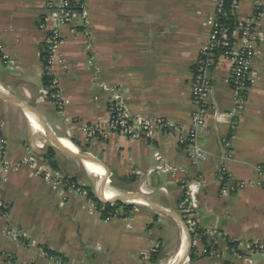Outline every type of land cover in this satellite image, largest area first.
Returning a JSON list of instances; mask_svg holds the SVG:
<instances>
[{
  "label": "crops",
  "instance_id": "0c3cea01",
  "mask_svg": "<svg viewBox=\"0 0 264 264\" xmlns=\"http://www.w3.org/2000/svg\"><path fill=\"white\" fill-rule=\"evenodd\" d=\"M75 1L84 5L87 21L62 27L65 42L50 65L69 100L60 109L42 80L46 0H0V56H7L0 62V89L33 105L63 145L92 158L87 161L90 175L83 160L54 147L59 169L51 168L44 158L47 148L36 135L45 134L37 115L0 97V264L168 263L184 247L188 220L205 231L207 242L200 235L191 237L180 264H264V253L252 250L264 243V175L257 171L264 165V0L247 103L235 128L228 117L234 108L231 63L219 58L208 71V132L199 134L206 155L197 163L176 131L156 127L147 139L110 131V93L102 84L121 89L132 114L168 119L187 134L195 108L192 74L209 38L216 2ZM255 12L256 0L236 1L240 24ZM86 123L101 124L105 135L90 137ZM225 149L232 153L225 163L228 173L235 183L245 182L236 191L222 192L218 180ZM67 158L80 160L86 172ZM39 169L51 173L52 180ZM91 176L116 197L148 202L126 201L134 204L127 216L104 219L84 191L65 181L76 178L80 185H91Z\"/></svg>",
  "mask_w": 264,
  "mask_h": 264
},
{
  "label": "built area",
  "instance_id": "2783aa9c",
  "mask_svg": "<svg viewBox=\"0 0 264 264\" xmlns=\"http://www.w3.org/2000/svg\"><path fill=\"white\" fill-rule=\"evenodd\" d=\"M216 2V16L209 21L211 31L206 43L202 46L198 59L194 65L192 74V98L195 108L191 116V126L187 134L182 133L173 121L159 117L157 119H148L142 115H134L130 112L121 89L102 84V87L110 93L108 102V127L110 131L119 133L131 139H147L150 137L152 130L156 127L165 128L168 130L181 133L179 137L180 144L185 148L188 157L193 163H197L204 159L206 153L199 142V134L204 131L208 132L207 114L209 110L208 97L212 91V83L208 77V71L212 69L219 58H224L230 61L232 71V88L234 93V108L229 113L232 127L235 128L240 120L247 103V93L251 81V58L259 38L258 20L261 15L260 6L261 0H256V12L250 20L241 23L235 30L232 38L233 42L219 55L216 54V47L221 44V37H225L218 23L219 14L222 11L224 0H214ZM47 7V25L43 26L47 29V34L44 39V52L47 55V60L50 65L58 56L64 37L61 33L62 27L71 25L76 21H87V11L84 5L72 0H46ZM49 24V25H48ZM224 44H227L224 41ZM7 56H0V62H6ZM51 74V72H50ZM51 89L54 91L51 94V100L60 109H63L69 102L68 98L64 97L58 81L53 78ZM48 90L46 93L48 96ZM2 124L0 123V130ZM84 131L90 137L104 136V127L98 123H86L83 125ZM2 154L5 153V146L1 145ZM156 160L162 158L159 152L155 153ZM232 159L231 151L225 149L221 154L222 165L218 172V180L221 184L222 192L228 190L236 191L245 185V182L235 183L228 173L225 163ZM33 160V159H32ZM22 163H17L15 167H20ZM11 165H5V171L8 172ZM257 171L260 175H264V165H259ZM37 172L44 173L46 180L51 181L52 175L42 169ZM0 206V213L2 212ZM188 207L186 206L185 210ZM111 218V217H110ZM189 229L194 230L197 226L193 220H188ZM17 236V234H15ZM253 251L264 253V243H257L252 246ZM56 261H60L58 257H51Z\"/></svg>",
  "mask_w": 264,
  "mask_h": 264
},
{
  "label": "trees",
  "instance_id": "16d2710c",
  "mask_svg": "<svg viewBox=\"0 0 264 264\" xmlns=\"http://www.w3.org/2000/svg\"><path fill=\"white\" fill-rule=\"evenodd\" d=\"M236 1L237 0H224V5L222 8L221 13L218 17V23L220 25V28L223 32V35L225 37H221V44L216 47V54L219 55L222 53L226 48H228L231 43L233 42V34L236 30V28L240 25L236 14H235V7H236ZM72 2H76L75 0H72ZM224 41L227 42V44H224ZM43 64H44V70L42 75V80L45 85V87L48 90V97L51 99V94L54 91V89H51V82L53 80V75L49 72V63L47 60V55L44 51L41 53ZM57 150L53 146H47L46 152L44 154V158L48 165L53 169H59V165L56 159ZM67 182V185H71L75 183V186L77 188H80V190L84 191L87 195V197L94 202L97 210L100 212L102 218H110V217H122L127 216L130 212V210L134 207V204L121 201V200H115V201H104L101 200L98 196L96 191L91 185H80L77 183L76 178H68L65 180ZM186 196L184 197V204L187 205V201H185ZM189 226V225H188ZM190 235L192 238H194L196 235H200L203 242H207V237L205 231H203L201 228L196 226L194 230L190 229ZM228 243L234 247L236 245V241H233L229 239L228 237H225ZM46 253L52 257H59V254L52 251L48 247L44 248ZM190 256L193 258L195 257V254L193 253V247L190 251ZM153 259H157V255L153 256Z\"/></svg>",
  "mask_w": 264,
  "mask_h": 264
},
{
  "label": "water",
  "instance_id": "95a60500",
  "mask_svg": "<svg viewBox=\"0 0 264 264\" xmlns=\"http://www.w3.org/2000/svg\"><path fill=\"white\" fill-rule=\"evenodd\" d=\"M0 97L10 101L14 104L19 105L20 107L24 108L27 111H30L32 113H35L39 119V121L42 123L44 129H45V135L49 141V145L62 150L64 152H70L73 155H75L76 157H78L79 159L83 160V161H90L92 162V158L85 152L79 150V151H73L69 148H67L65 145H63L60 140L50 131V129L48 128V126L46 125L45 121L43 120V118L39 115V113L37 112V110L35 109V107L33 105H30L24 101H22L21 99H18L17 97L11 95L10 93L0 89ZM96 193L97 196L104 201H115V200H121V201H129L132 200L135 202V200H141L142 202H148L145 199H142L140 197H131L129 195H120L117 196L115 198L112 199H108L106 197H104V189L102 188L101 185L96 187ZM183 229L186 235V239L184 242V253L181 257H179V259L177 261H175L173 264H180L182 262V260L184 259V257L187 255V253L189 252L190 248H191V244H192V238L189 232V229L187 227V225L184 223L183 224Z\"/></svg>",
  "mask_w": 264,
  "mask_h": 264
},
{
  "label": "bare ground",
  "instance_id": "6f19581e",
  "mask_svg": "<svg viewBox=\"0 0 264 264\" xmlns=\"http://www.w3.org/2000/svg\"><path fill=\"white\" fill-rule=\"evenodd\" d=\"M41 125H42V123H41ZM42 127H43V125H42ZM43 128H44V127H43ZM36 129H37V128H36ZM37 130H38V129H37ZM39 130H40V129H39ZM64 141H66V140H64ZM66 142H68V141H66ZM68 143H69V142H68ZM78 151H79V150H78ZM79 161H80V160H79ZM81 161H82V160H81ZM81 163H83V165H84L85 169L87 170V172H88L90 175H92V171H91V169H90V167H89L87 161H82ZM95 185H96V187L100 185V183H99V181H98L97 179H95ZM104 197H106V198H108V199H112V198L116 197V195H115L114 191H112V190H110V189H105V190H104ZM135 201H137V202H142L141 200H135ZM183 253H184V247L182 246V248H181L180 250H178L174 256L171 257V259H170V261L168 262V264H172V263H174L175 261H177V260L179 259V257H181V256L183 255Z\"/></svg>",
  "mask_w": 264,
  "mask_h": 264
},
{
  "label": "rangeland",
  "instance_id": "374dc122",
  "mask_svg": "<svg viewBox=\"0 0 264 264\" xmlns=\"http://www.w3.org/2000/svg\"><path fill=\"white\" fill-rule=\"evenodd\" d=\"M36 135H38V137H40L41 141H42L43 144L45 145V148H47V146H48V144H49V141H48L46 135H45V134H42V133H40V132H36ZM63 155H64V154H63ZM64 156H65V155H64ZM65 157H66V156H65ZM67 159H71V161H72L73 163H76V164L80 165L82 171H83V172H86L85 169L82 167V165L79 163V160H77V159H75V158H67ZM82 179H83L85 182H89V179H88L87 176H85V175L82 176ZM90 179H91V180H90L91 185L94 187V189H96V188H95V184H94V183H95V177H94V176H91ZM162 264H168V263H167V261H164Z\"/></svg>",
  "mask_w": 264,
  "mask_h": 264
}]
</instances>
